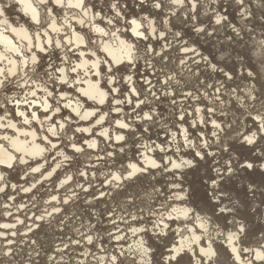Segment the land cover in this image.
I'll return each mask as SVG.
<instances>
[{
  "label": "rangeland",
  "instance_id": "rangeland-1",
  "mask_svg": "<svg viewBox=\"0 0 264 264\" xmlns=\"http://www.w3.org/2000/svg\"><path fill=\"white\" fill-rule=\"evenodd\" d=\"M259 2L246 0L243 8L254 13V16L245 22L241 19L242 9L236 0H215V3L200 0L195 12L187 0L184 6L169 5L168 0H164L161 10L150 3L142 7L140 0H120L123 13L113 29L120 31L128 28L130 18L142 20L148 17L156 31L148 40L135 39L138 62L133 67H119L120 71L116 74H130L136 80H148L146 85H150L143 87L147 97L141 96L144 102L141 108H146V104L149 107L146 110L153 114L150 122L153 127L149 133L164 132L166 139L177 133L176 140L170 139V155L175 156L179 154L175 151L185 150L181 155L195 160V149L201 148L204 159L191 161L186 169L182 167L170 169L168 173L158 171L154 175L144 174L115 188L110 185L103 188L105 180L100 176L99 169L94 170L98 173H94L92 179L72 178L58 191L62 176L57 173L46 185L40 181L39 175L38 180L35 177L34 181L28 173L24 174V182H21L23 172L12 171L14 179L8 182H13L16 187L11 193L15 198L18 186L26 184L31 190L28 192V212L24 214L34 219L40 217V220L36 223L26 221L27 224L18 227L19 236L12 239L11 246L7 244L8 247H4L8 237L1 239L0 264H111L114 255L124 264H131L133 260L137 264L138 260L131 258L132 255L123 254L135 247L139 237L143 238L150 251L152 264H163L164 257L169 253L167 250L176 243V234L171 232L173 228L164 229L165 234H160L153 231L152 225L161 219V214L168 215V211H171L169 205L174 208L191 206L202 216L211 218L209 222L212 228L223 231L234 228L229 223L232 220L230 216H234L236 224L240 223L245 229L240 233L242 248L251 250L264 247V172L259 166L264 164V130L260 132L253 122L264 117V57L261 56L264 16L261 15ZM217 14L227 19L216 24ZM109 15L114 16V13ZM142 22V29L146 31L148 20ZM103 27L106 25L103 24ZM234 28L240 32L239 36L233 31ZM161 32L164 37H161ZM123 35L128 37L126 33ZM147 47L154 48L156 55L146 54ZM185 48L189 51H183ZM48 59V56L44 57L45 64ZM249 72L253 73L251 77L248 76ZM168 77L172 78L170 82H167ZM13 91L19 90L10 92ZM198 107L204 114L205 125H199L196 120ZM209 110L212 112L209 113ZM181 116L184 119H180V123L192 118L185 125L195 147L191 145L185 148L178 137L181 133L177 123ZM210 117L220 125L219 128L210 125ZM253 133L254 143L246 146L244 137ZM205 139L208 142L203 145L202 140ZM135 141L137 139L129 135L126 143L121 142L123 149L120 152L117 149L119 145H112L113 155L100 162L102 167L107 165L115 170L120 164V174H125L128 167L120 163L118 156L119 153L122 157L126 153V156L134 153L129 146L134 147ZM102 152L111 153L107 147ZM175 162L182 161L175 159ZM246 163H252L253 169L250 170ZM72 164L78 171L87 162L68 163L69 166ZM229 168L231 171H228ZM32 183H36L34 188L31 187ZM84 186H90L87 193ZM9 187L8 183L0 193V200L8 194ZM104 192L103 197L99 198ZM174 193L177 196L184 193L186 198L176 202ZM55 194L62 199L69 198L67 205L60 207L49 202L51 195ZM218 195H221L220 201L212 203ZM97 197L100 200L84 205L85 200ZM52 206L61 210L52 212ZM223 206L231 209L233 214H220L219 208ZM169 221L167 224L171 226L173 221ZM174 224L182 226L184 223ZM24 227L30 234L21 236L24 233L19 231ZM137 228L147 231H137L135 234L133 229ZM87 236L92 237V243L88 242ZM6 248H10L8 252ZM217 250L219 264H233L222 247Z\"/></svg>",
  "mask_w": 264,
  "mask_h": 264
},
{
  "label": "snow or ice",
  "instance_id": "snow-or-ice-1",
  "mask_svg": "<svg viewBox=\"0 0 264 264\" xmlns=\"http://www.w3.org/2000/svg\"><path fill=\"white\" fill-rule=\"evenodd\" d=\"M200 0H187V3H190L192 6V11H197V6ZM246 0H236V3L241 6V19L248 22L249 17L254 16V13H251L248 10L243 8ZM152 4V6L161 10L164 7V0H140V5L143 7L145 4ZM169 5L175 6H184L186 0H168ZM212 3H215V0H212ZM15 4L21 5V10L24 13V16L28 19L25 21L24 25H21L18 28L11 27L8 24L7 20H4L3 23L7 25L6 30H10L14 36H19L24 43H14L12 40H4L0 42V92H10L13 88L18 89L21 92L26 91V95L21 100L20 98L13 96H5L3 102H0V110H3L6 105L14 104L19 106L21 103L33 105V101L27 98L30 95L32 98H36L38 92L45 94V99L41 101L43 105L44 119L53 120L52 116L47 115L52 111V104L49 103V99H56V85L61 86L67 85L72 86L73 83L82 82L79 80L80 72L82 70H87V74H92L93 70L99 69L96 71V75H102L107 77V83L109 84V90H104L102 88L96 87L93 85V88L89 92H84L83 95L87 96L89 99L94 100L99 105H104L106 99L109 95L119 92L120 90L116 87H111V85L118 83L120 80L125 82L131 80V76H121L117 77L116 73L120 71L119 65L127 61L128 65L133 63V50L134 45L128 43L127 41L120 39L118 36L119 29L112 30L115 24L119 22L122 17L123 9L121 8L120 0H15ZM259 6L261 9V15L264 16V0H260ZM7 10V6L0 8V16L4 15V12ZM61 12L64 13L63 19H61ZM109 13H114V16H110ZM226 16H220L217 14L215 23L221 24L222 21L226 20ZM142 20H148V29L146 31H141V28H144ZM142 20L132 19L130 22H127L131 25V33L138 40H148L152 34L156 31L155 28L151 27V20L148 17H143ZM73 21L78 23L81 28L87 27V33L74 30ZM167 23V21H165ZM101 24H105L106 27H101ZM71 30V35L68 36L67 33ZM197 31H202V29H197ZM233 31L239 36L240 32L235 28ZM240 31H243L241 29ZM161 37H164V33L161 32ZM179 36V33H176ZM0 36H3V33H0ZM59 37V39H57ZM96 37L100 38V43H97ZM112 37L114 38L111 43H108L104 38ZM183 51H189L188 49H183ZM119 52L120 55H116ZM79 53V55H77ZM99 53L104 54V59H99ZM146 54L156 55L154 48L147 47L145 49ZM48 56V62L45 64L44 57ZM87 56L88 59H81L82 57ZM261 56L264 57V41H261ZM76 58V62L73 63V58ZM92 57H96L95 60H92ZM183 63V60L181 61ZM102 64H107V70L101 67ZM75 74V80L72 79L70 74ZM227 75V74H226ZM252 72L248 73V76L251 77ZM172 80L171 77L167 78V82ZM98 83V82H97ZM52 85L50 88L49 85ZM133 94L135 90L133 89ZM66 97L61 95L56 101V106L54 109L55 113L61 111L60 102L63 101ZM252 98V97H249ZM113 103L116 105L112 108L114 112H120L121 109L119 105L124 103L123 100L118 98H113ZM131 103V100L128 101ZM143 101L137 103L136 107L140 108V105L143 104ZM70 104H64V107H69ZM77 116L82 120H87L90 116H95L98 109L92 112H85L83 115L80 114L78 109L73 110ZM199 111V109H197ZM16 115L20 117H25L24 112H17ZM107 113L100 115L99 119L96 120L97 125H101L104 122V118ZM8 116V112H5L4 115H0V120H5ZM70 118L65 117V123L59 121H54L46 131L50 136H46L45 140L51 144V148L55 149L57 145L51 142V136H55L58 139L59 130L66 129V123ZM141 119L151 120L152 116L149 113H145ZM181 120L184 119L183 116L180 117ZM261 130H264V117H260ZM31 121H38L42 125L43 121L39 119L36 111L31 112L30 118L25 117L23 120L24 124H30ZM213 125L216 128H219L220 125L216 124L213 121ZM116 126L120 129H127L130 127L129 124L117 119ZM10 127L15 128L16 125L12 123L0 124V128ZM195 127V124L193 125ZM77 132H87L89 129H76ZM100 135L105 136L108 139H111L107 135V130H104ZM255 133L252 137L245 136L244 139L247 143L252 144L254 142ZM8 139L7 136L3 137ZM117 141L124 140L123 135H117L115 137ZM185 140H188V137L185 136ZM71 146L74 153H82L84 151L83 147L79 146L77 142H73L69 139L68 144L65 147ZM88 148H95V142L88 143ZM147 147V146H145ZM156 147H159L158 145ZM47 149L41 148L39 153H43ZM148 150H154L149 148ZM19 151V149H17ZM161 151L163 149L161 148ZM38 153V154H39ZM63 155L64 160H70L71 156L65 155L64 153H59ZM109 156L112 153H108ZM196 156H200L201 153L197 151ZM13 161H17L20 164H26L27 161L23 156L16 157L8 155L6 159H0V164L5 165L7 168L11 169L14 167ZM171 163V161H169ZM182 165H191V161H182L179 164L173 163V168H180ZM60 165H57L59 167ZM151 167H159L155 161H151ZM41 167H32V173H40L44 179H48L52 175L51 172L48 173V176H45L41 172ZM247 167L251 168L252 165L248 164ZM129 168L132 169L129 172L128 177L135 175L137 172H143L146 169L137 167L136 164H130ZM55 171V169H53ZM228 171H231L229 168ZM84 175V173H81ZM0 179H3L0 176ZM67 179H71L68 177ZM67 179L62 183H67ZM113 180L121 179V176L113 174ZM215 183V181H213ZM35 183L32 185L34 188ZM31 189H24V191H30ZM0 191H3L0 188ZM55 200L56 197L51 198ZM175 199H181L182 197L176 196ZM67 203V200L64 201ZM171 211L168 212L167 219L169 220H178L181 217L189 219V214L192 211L191 209H177L169 205ZM167 211V208L165 209ZM220 211L226 212L229 209L221 208ZM175 213V215H173ZM195 219L199 221L196 224V228L200 229L202 233L209 234V219L207 217L196 216ZM169 228V225L164 222V216L161 214V219L156 221L152 225L153 231L159 230L160 234H164V229ZM186 231H191V229L185 228ZM137 231H147L144 228L133 229V232ZM245 231L244 227L241 225L237 232L228 233L226 239L229 245H231V252L235 256L237 261H241L242 257L237 253V248L235 246V241L238 239V234ZM210 238V237H209ZM119 239V237H117ZM87 240L89 243H92V237L88 236ZM201 240V236L194 235L187 244L181 243L179 246L173 245L169 249V255L164 258L163 264H219V261L216 259L218 256L217 251L209 244L207 248L199 247V252H195L192 248V244H196ZM139 249H142V257L146 255L149 251L144 248L143 242L138 246ZM241 252H254V260L259 261L260 264H264V247L259 251L249 250L247 248L241 249ZM190 252H193V255H189ZM111 264H124V261L118 260V257L115 255L111 258ZM131 264H136V261H132ZM149 264V262H145ZM247 264H254L253 260H248Z\"/></svg>",
  "mask_w": 264,
  "mask_h": 264
},
{
  "label": "bare ground",
  "instance_id": "bare-ground-1",
  "mask_svg": "<svg viewBox=\"0 0 264 264\" xmlns=\"http://www.w3.org/2000/svg\"><path fill=\"white\" fill-rule=\"evenodd\" d=\"M5 5L7 6V10L4 12L3 16H0V33H3V36H0V42H3L4 40H12L14 43H21L22 44V43H24V41L21 40L19 36H14L13 33L10 30H6L8 26L5 25L3 23V21L7 20L8 24L11 25V27L18 28L21 25H24L25 27H27V25L25 24V21L28 18L24 16L23 11L21 10V5L15 4V0H0V8L4 7ZM63 15H64V13L61 12V19H63ZM132 19H134V18H130V21ZM72 23L74 25V30L81 31L83 33H87L88 29H87L86 26L81 28V26L78 23H76L75 21H73ZM152 24H153V22H152ZM152 24H151V27L154 28L152 26ZM100 26L103 27V24H101ZM141 31H144V30L141 28ZM123 32L126 33L127 36H128V32H130V34H132L131 33V25L129 24V27L124 29ZM153 34H152V36H153ZM67 35L68 36L71 35V30L67 33ZM118 36L120 37V39H123V40L127 41L128 43H131V44L134 45L133 63L130 66L135 65V62L138 61L137 60L138 56H137V51H136L137 48L135 47V42L133 40H129V36L126 38L125 35L119 34V33H118ZM57 39H59V37H57ZM104 39L108 43H111L114 38L106 37ZM96 40H97V43L99 44L100 43V38L96 37ZM184 54H186V53H184ZM77 55H79V53H77ZM98 55H99V59H101V60L104 59V54L103 53H99ZM116 55L119 56L120 53L117 52ZM81 59H88V57L85 56V57H82ZM91 59L95 60L96 57H92ZM75 62H76V58L74 57L73 58V63H75ZM121 65H128V63H127V61H125L124 63L120 64L119 66H121ZM0 66H3V65H0ZM101 67L104 68V69H107L108 65L107 64H102ZM86 71L87 70L85 69V70H82L80 72L79 80L82 81V82L73 83L71 87H69L67 85H64V86L60 87L59 84H57L55 86L56 89H57V91L55 93L56 99H49V103L52 104L53 108H52V111L47 113V115L53 117V120H51V121L44 119V115L45 114L43 112V105H42L41 101L45 99V94L42 93V92H38L36 98H32L30 95L27 96V98L29 100L33 101V105L34 106L21 103L17 107L14 104H8V105H6V107L3 110H0V115H4L5 112H8L7 118L5 120H0V124L12 123V124L16 125V127L14 129L10 128V127L0 128V159H6L8 155H12V156H16V157L23 156L24 159L27 161L26 164H20L17 161H13L14 167L11 168V169L7 168L5 165L0 164V176L3 177V179H0V188H2L4 190L8 186V183L11 186L12 189H14L16 187V185L13 184V182H11V181L8 182V180L14 179V173L12 172L14 170H20V171L23 172L21 174L22 180H24V177H25L24 173L28 172V174L31 175V178H34V181H35V177H36L37 180H38V177H39L41 182H45V183H47L46 185H49L48 182L51 180V177L54 176L58 172L59 167H62V164H59V163L67 162V160H64L63 155H59V153H61V152L64 153L63 151H60L59 153L58 152L56 153V149L58 148V145H59L58 143H59V141L62 140L63 137L60 136L61 137L60 139H58L55 136H51L50 137L51 138V142L55 143L57 145V147L55 149H52L51 148V144L48 143L45 140L46 136H50V134L46 131V129L54 121H59L61 123H65L64 118L68 117L70 119L66 123V129L68 127H71V126H73L75 129H77V128L89 129V131H87V132H82L83 136H84L83 140H84L86 146H87L88 143L95 142L96 147H97V142H98L97 138H103V139L108 141L109 140L108 138H106L103 135H100V133L103 132L104 130H107V135L109 137H112L113 141H115L114 142L115 144H120L123 141V140L122 141H117L115 139V137L117 135H123V133H121V131H113L112 130L113 131L112 135H110L111 134V128H110L109 124L102 125L104 122L101 125H97L96 124V120L99 119L100 115L105 114V112L103 110V106L106 104L107 99H106L104 105H99L94 100L89 99L87 96H84L83 93L91 91L92 88H93V85H96V87H99V88H102V89H105V88L101 85L102 75H96L95 74V72L99 71V69L93 70L92 74H87V75L85 74ZM70 75H71L73 80L77 79L74 73L70 74ZM126 76H130V74H125L124 77H126ZM136 81H138V80H136ZM131 82L134 83L133 80ZM148 85H150V83L147 84V86ZM49 87L51 88L52 85L50 84ZM13 89H15V88H13ZM133 89L135 90L136 94H133ZM15 90L17 91L18 89H15ZM131 92L134 95V97L137 98V100L141 101V94H140L139 90L137 89V87L134 86V84H132ZM26 94H27L26 91L25 92H21V91L20 92L19 91L15 92V91H13V92H9V93L8 92L7 93L6 92L5 93L4 92H0V102H3L5 96H7V97L16 96V97L20 98L21 100H23V98L25 97ZM61 95H64L66 98L63 101L60 102L61 111L59 113H55L54 109H55V106H56V101L59 99V97ZM123 99H124V102H128L129 100H131V102H133L131 94H125L123 96ZM64 104H70V106L69 107H64ZM114 106H116V105H114ZM195 107H197V106H195ZM74 109H78L81 115H83L85 112H92V111H94L96 109H98L99 111L97 112V114L95 116H90L87 120H82L73 111ZM197 109H199V111H197ZM197 109H196V118H197L196 120L198 121L199 125H205L204 114L201 112V109L199 107ZM32 111H36L37 116L39 117V119L41 121H43V129L44 130H41L42 129V125L38 121H31L30 124H24L23 123V120H24L25 117L30 118ZM17 112H24L25 113V117H20V116L16 115ZM210 112H212V111L209 110V113ZM145 113H149L153 117V114L150 111H143V113H141V117H143ZM187 115L190 116L189 113H187ZM193 119H194V116H193ZM209 119H210V122H209L210 125L212 127H214L213 121H215V120L212 117H210ZM189 120H192V118L191 119L188 118V119H186V120H184V121H182L180 123V118H179V121H178L179 123H177V128H179V132L181 133V136H178V137H180V141L182 142V144L184 145L185 148H187L188 146H191V145L193 147H195L193 145L194 142L192 140H190V136L188 135V131H187V128H186V125H185V122L189 121ZM257 120H253V122L258 125V129L261 132L262 131L261 130V122H260V119L258 120V122H257ZM144 121H149V120H144ZM192 124L194 125L195 122L193 121ZM57 129H58V132H62L63 136H65V137L68 136V132H66V129L65 130H59V126L58 125H57ZM95 133H97V136L94 135ZM176 135H177V133H173V135H171V137H170L171 141H174V140L177 139L175 137ZM252 135H246V136L252 137ZM5 136H7L8 139H4L3 137H5ZM85 136H87V137H85ZM185 136L188 137L187 141L185 140ZM204 138H205V136H204ZM254 140H255V137H254ZM202 141L204 142L203 145H205L208 142L206 139L202 140ZM244 143H247V141L245 139H244ZM252 144L247 143L246 146H251ZM78 145L83 147L81 144H78ZM96 147L95 148H91V150L96 149ZM41 148H44V149H47V150L44 151L43 153H39V150ZM118 148L121 149V146L118 147ZM17 149H19V151H17ZM146 149L148 150V146L146 147ZM159 149H160V147H159ZM197 151H199L201 153V155L200 156H195V160L196 161L203 160L204 159V156H203L204 153L202 152L201 148L200 149L196 148L195 149V153ZM209 151L210 150H208V152ZM159 152L160 153L153 154V155H151L150 151H149V153H143V155L140 157L139 160L130 161L128 163V170L125 172V174L118 173V170H116V172H112L111 175H110L111 176V180H110V176L107 177L105 179V185L106 186L112 185L115 188V186L118 185V184H122L125 181L127 182V181L135 179V178H137L139 176H143L144 174H146V175H152L153 174L154 175V173L155 172L158 173V171H162L163 173H165V172L168 173V172L171 171L170 169H174L172 164L176 163L175 159H178L180 161H185V160H182V158H183V159H186L188 161H194L195 162V160L194 159L191 160L188 157V155H185V156L181 155V153L182 152L184 153L185 150L175 151V152L179 153V154H177L175 156L174 155L173 156L170 155L169 152H164V151L162 152L161 149H160ZM209 154H211V151L209 152ZM47 155H48V157H47ZM173 158H175V159H173ZM59 159L61 161H58ZM153 160L155 161V163L157 165H159V167H151L150 166L151 165V161H153ZM169 161H171V163H169ZM130 164H136L137 167L144 168L146 170L143 171V172H137L135 175H132L130 178H126V177H128L129 172L132 171V169L129 168ZM176 164H179V163H176ZM248 164L252 165L251 168L248 167L250 170H252L254 165L252 163H246V166ZM57 165H60V166L57 167ZM38 166H42L41 167V172H43L45 176H48L49 172H51L52 175L50 177H48V179H44L40 175V173H32L31 172V168L32 167H38ZM188 166L189 165H182L180 168L184 167L186 169V168H188ZM259 166L261 167V170L264 172V164H262V165L260 164ZM91 167L92 168L94 167V169H96L95 165L94 166L91 165ZM24 168H25V170H24ZM53 169H55V171H53ZM61 170H63V169H61ZM106 171H107V168H105V172ZM92 174H94V173H92ZM113 174H115L117 176H121V179L113 180L112 179ZM56 175H58V173ZM67 178L68 177L62 178V180L59 181V184H58V187H57V191H58V189H61V187H63L64 185L68 184L72 180V177H71V179H67ZM66 179H67V183H62ZM111 182H114V184H112ZM33 184L34 183H32V185ZM76 185L77 184H75V186ZM211 186L215 187L214 184H212ZM27 187L28 186L25 184L23 186V189H26ZM27 189H29V188H27ZM67 189H69V188H67ZM83 189H86V191H88L90 189V186H89V188L87 186H84ZM1 192L2 191H0V193ZM27 192H29V191H27ZM183 194L181 193L178 196L182 197V199H185L186 197ZM102 195L103 194L101 193L99 198H101ZM173 195H174L173 198H175L177 196L175 193ZM53 196L56 197L55 200L51 199ZM220 197H221V195H218L217 197H214L212 203H218L220 201L219 200ZM51 198H49V202L55 203V206H60V207L66 206L67 204L64 201L67 200V202H68V199H69V198H66V197L65 198L63 197L64 199H62V197H58V195H56V194L55 195H51ZM174 200L176 201L178 199H174ZM179 200H181V199H179ZM89 201H91L93 203V200L87 199V200H85L83 202L84 205H86V203L89 202ZM76 203L78 204L79 201H76ZM92 203H90V204H92ZM87 205H89V204H87ZM55 206L51 207V211L52 212L53 211L58 212L59 210H61L60 208L59 209L53 208ZM175 208H177V209L188 208V209L192 210L190 212V214H189V219H185V218L181 217L178 220H172L173 223H172L171 226H169V228H173L171 232L173 234H176L175 238H177V240H176L175 245L179 246L181 243L187 244L189 241H191V239H192V237L194 235H199V236H201V240L198 241L196 244H192L191 245V248L197 253L199 252V247L207 248L209 246V244H211V246L217 251V253H218L217 249L219 247H222L223 251L225 252V255L227 256V258H231L232 259V263L233 264H247L248 260H253L254 264L255 263H260L259 261H255L254 260V252H251V251L250 252H241L240 251L241 249H244L241 246L240 233L238 234L237 241H235V246L237 248V253L242 257V260L241 261H237L235 256L231 252V245L228 244L226 237H227L228 233H230V232H237L238 233L239 227L241 226L240 223L236 224L237 219H235L234 216H230V218H229V219H232L229 223L233 224L234 228L232 227L230 230H226V231H223L220 228L214 229V228H212V224L209 222L210 231H209V234L206 235V234L202 233L200 229L196 228V224H198L199 221H197L195 219V217L196 216L207 217V216H202L201 214L198 213V211H196L191 206L187 207V206H182L181 205V206H175ZM221 208H226V207L223 206V207L219 208L220 214H225V215L233 214V211L231 209H229V211H226V212L222 213L220 211ZM5 214L8 217V213L6 212ZM173 215H175V213H173ZM20 217L21 216L16 218V220H15V222H17L16 224L12 223L11 221H10L11 223H2L1 224L2 226H1L0 229L2 231H0V243H1V239L2 238L8 237L7 238L8 239V243L6 242L4 244V247H8V245L9 246L13 245L12 239H15V238H17L19 236L18 232H17L18 227L26 224V222H24V219H21ZM207 218L209 220H211V218H209V217H207ZM37 220H40V219L38 218ZM164 222L165 223L170 222L169 219H167V214L166 213H164ZM174 223H184V224L182 226H180V225L178 226V225H175ZM185 228L191 229V231H186ZM157 231L159 232V230H156V232ZM5 232H7V233H5ZM19 232H21V233L23 232L24 233V234H21V236H26V235L30 234L28 229H26L25 227L22 228L21 231H19ZM89 235H90V233H89ZM115 239L117 240V237H115ZM141 242H143L144 248L148 249L145 246L143 238L139 237L138 241L136 242L135 247L133 246L130 249H128L129 248L128 247L127 248L128 250L124 251L123 256L129 255V257H130V255H132L131 258L133 257L135 260H138L137 264H145V262H149V264H152V261H151V258H150V251H148L147 254L143 255V257H142V251L143 250L138 248V246L140 245ZM172 247H170V249ZM260 248L261 247H259V248L255 247V248H252V249L250 248V249L259 251ZM6 249H7L6 251L8 252L10 248H6ZM133 249H135V252L131 253V251ZM167 252H169V250H167ZM193 254H194L193 252L189 253V255H193ZM168 255H169V253H168ZM245 255H246V257H245ZM167 256H165L164 258H166ZM103 261H105V260H103Z\"/></svg>",
  "mask_w": 264,
  "mask_h": 264
},
{
  "label": "built area",
  "instance_id": "built-area-1",
  "mask_svg": "<svg viewBox=\"0 0 264 264\" xmlns=\"http://www.w3.org/2000/svg\"><path fill=\"white\" fill-rule=\"evenodd\" d=\"M128 25H129V23H127V27H128ZM117 28H119V27H117ZM112 30H116V29H112ZM123 31H124V29H121L118 33L123 34L124 33ZM129 35L132 37L133 41L135 42V47H136L135 39L136 40H138V39L136 37H134L132 34H130V32H128V36ZM132 39H129V40H132ZM137 62L138 61L135 62V65ZM123 66L124 65H121L118 67H123ZM133 66L134 65H132V67ZM130 68H129V73H131L130 70H132ZM106 70L107 69H105V71ZM116 76L121 77L118 74H116ZM130 76H131V79L133 78L132 80L134 83L131 82L132 80H130L128 82H125L124 80H120L118 83L111 85V87H116L120 91L108 96L106 104L103 106V110L105 113H107V115H105L104 123L102 124V125L109 124V126L111 128V134L110 135H112L113 131H121V133H123V136H124V140L122 141V143H126V138L129 135L131 136L132 139L134 137L137 139V141H135V143H133L134 147L129 146V150H131V149L134 150L135 151L134 153H130L127 156H126V154H127L126 153V154H124V157H122L121 153H119V156L117 155L119 157V160L121 161L120 163H123L127 167H128V163L130 161L139 160L140 157L143 155V153H149V151H150L151 155L157 154V153H160L159 151L161 148L163 149L164 152H170L171 151V149H170L171 141H170V139H166L164 136V135H166V133L161 132V131L157 132V134L156 133L155 134L149 133L151 126H152L150 123L151 120L143 121L141 119V113H143V111H148L146 109H148L149 107H147L146 104H145L146 108H141L143 106V104L140 105V108L136 107L137 103L140 101L137 100V98L134 97V95L131 92L132 84H134V86L137 87L141 96L147 97L146 89H144V91H143V87L147 86L146 85L147 80L144 79V80L136 81V79H134V76H132V75H130ZM140 84H142L143 86L142 87L139 86ZM101 85L105 88L104 90H109L110 86L107 83V77L102 76ZM60 87H62V86L60 85ZM140 88H141V90H140ZM125 94H131L133 102H131V103L124 102L122 105H119V107L121 109L120 112L112 111V108L115 107L114 103H113V98L115 97V98H118V99H121L124 101L123 96ZM141 101H142V97H141ZM117 119L129 124L130 127L128 129L117 128L116 127ZM67 132H68L67 137L63 136L62 132H59V136H61L63 138L58 143L59 145H58V148L56 149V153L63 151L65 155L71 156V159L67 160V162L59 163V164H62V167H59V170L57 172L58 176L60 175V176H62V178H65V177L82 178L83 177L85 179L86 178L92 179L94 177V174H92V173H98V171H94L95 169H94V167L92 168L91 165L92 166L95 165L96 169H99L100 176L103 178V180H105L107 177H109L112 172H116V170H118V173H120V168H119L120 164L118 165V168L115 167V170H114V168L108 167L107 165H105V167H102V165H101L102 163H100V162H104L106 160V157L109 158L108 152L107 153L102 152L103 148L107 147L108 151H111V153L113 155V152L111 149L112 145H119L118 147H120L122 143L115 144L114 143L115 141H113L112 137L108 141L103 139V138H97L98 139L97 147H96V149L91 150V148H88L85 145V142L83 140L84 136H83L82 132H77L73 126L68 127ZM94 135L97 136V133H95ZM169 136L170 135H168V137ZM85 137H87V136H85ZM69 139H71L73 142H77L78 144H81L84 148V151L82 153H74V151L72 150L70 145H68V147H65V145L68 144ZM107 143L111 146H108ZM157 145L160 147V149H159V147H156ZM145 146H148V149L152 148L154 150H147ZM118 147H117V149L120 152V150H122L123 148L121 147V149H119ZM77 160L85 161V162H87V165H84L83 169L75 171L76 170L74 168L75 165L72 164L69 166L68 163H70V162L80 163V161H77ZM58 161H61V160L59 159ZM108 162H109V160H108ZM100 165H101V167H100ZM66 168H70V170L69 169L66 170ZM105 168H107L106 172H105ZM61 169H63V170H61ZM127 170H128V168H127ZM81 173H84V176L81 175ZM110 180H111V176H110ZM20 181L24 182V180H22V178ZM23 186H24L23 184L18 186L17 190L15 191V195H16L15 198L13 196L14 193H11L13 191V189L11 187H9L10 191L8 192V194L4 195V199L0 200V227L2 226L1 225L2 223H11L12 222V223L16 224L17 222H15V220L19 216H21L20 217L21 219H24V222L35 221V223H36L37 221H39L37 219L38 218L40 219V217H37L34 219V217H29L27 215V213L24 214V212H28L27 208H28L29 196H28V192L24 191ZM110 186H112V185H110ZM27 188H29V187H27ZM88 188H89V186H88ZM103 188H107V186L105 185V182L103 184ZM84 191H86V189H84ZM85 193H87V192H85ZM102 194H105V192ZM98 200H100V199L97 197L93 201H98ZM6 212L8 213V217L5 214ZM26 215H27V217H26ZM133 221L134 220H132L131 222H133ZM119 223H122V221H119Z\"/></svg>",
  "mask_w": 264,
  "mask_h": 264
}]
</instances>
